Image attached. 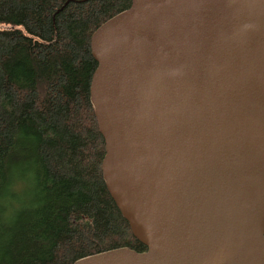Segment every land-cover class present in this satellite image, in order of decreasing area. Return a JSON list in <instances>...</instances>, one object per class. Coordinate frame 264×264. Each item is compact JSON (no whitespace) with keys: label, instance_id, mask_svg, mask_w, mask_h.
<instances>
[{"label":"water","instance_id":"water-1","mask_svg":"<svg viewBox=\"0 0 264 264\" xmlns=\"http://www.w3.org/2000/svg\"><path fill=\"white\" fill-rule=\"evenodd\" d=\"M89 51L102 180L145 250L72 264H264V0H129Z\"/></svg>","mask_w":264,"mask_h":264},{"label":"trees","instance_id":"trees-1","mask_svg":"<svg viewBox=\"0 0 264 264\" xmlns=\"http://www.w3.org/2000/svg\"><path fill=\"white\" fill-rule=\"evenodd\" d=\"M129 0H0V264L145 250L109 197L89 102L93 31Z\"/></svg>","mask_w":264,"mask_h":264}]
</instances>
